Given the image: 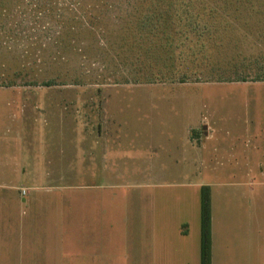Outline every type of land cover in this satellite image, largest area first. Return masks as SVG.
<instances>
[{
    "label": "rangeland",
    "instance_id": "obj_1",
    "mask_svg": "<svg viewBox=\"0 0 264 264\" xmlns=\"http://www.w3.org/2000/svg\"><path fill=\"white\" fill-rule=\"evenodd\" d=\"M149 7L0 0V181L15 197L16 186L44 197L74 183L50 189L74 201V264H198L187 247L199 230V184L242 178L243 167H148V157L177 153L165 136L180 127L173 120L233 118L216 132L242 133L244 119H264V5L242 7L247 30L222 29L202 50L149 33ZM210 143L219 155L243 141ZM102 154H116L119 167L86 166ZM152 235L156 256L176 258L147 259ZM98 244L105 259L83 258Z\"/></svg>",
    "mask_w": 264,
    "mask_h": 264
},
{
    "label": "crops",
    "instance_id": "obj_2",
    "mask_svg": "<svg viewBox=\"0 0 264 264\" xmlns=\"http://www.w3.org/2000/svg\"><path fill=\"white\" fill-rule=\"evenodd\" d=\"M244 83V82H243ZM248 84H253L247 81ZM264 84L256 82V84ZM255 85V84H254ZM233 118L197 119L194 123L179 122L180 127L165 133L173 139L177 153L162 151L148 157V167H243V177L230 180L201 181L198 233L191 239L188 253L194 255V263L201 264V196L209 200L208 264H264V119L253 122L244 119V131L233 133L217 125L233 124ZM166 123V122H164ZM168 123V121H167ZM258 124L260 131L250 133L249 127ZM230 130L231 128H226ZM248 130V131H246ZM242 140L236 149L234 143L226 144L224 154L218 155L216 144L208 141ZM165 155V157H163ZM88 156L86 166L119 167L117 155H100L98 160ZM89 161V162H88ZM88 162V163H87ZM4 168L0 167V171ZM62 168L61 171H65ZM66 171H69L67 168ZM73 171V170H71ZM257 172V173H256ZM16 186L17 197L4 190L0 181V262L3 264H74V201L68 196L50 195V189L74 187V183L62 182L46 187L47 196H29ZM30 190L38 186H28ZM27 191V192H26ZM28 195V197H27ZM101 200L98 208V225L101 230ZM87 209V208H86ZM186 234V233H183ZM155 236H150L147 259L176 257L155 246ZM101 245L85 247L83 258L94 256L97 262L105 259ZM12 257L15 258L14 261Z\"/></svg>",
    "mask_w": 264,
    "mask_h": 264
},
{
    "label": "trees",
    "instance_id": "obj_3",
    "mask_svg": "<svg viewBox=\"0 0 264 264\" xmlns=\"http://www.w3.org/2000/svg\"><path fill=\"white\" fill-rule=\"evenodd\" d=\"M262 5L264 0H149V13L143 17L142 22L154 36L164 34L170 39L178 37L181 38V40L178 39L181 41L179 47H182L183 41H186L188 44H193L191 46L196 50H202L206 46L204 42L212 41V37L217 33L221 34L222 29L229 31L232 28L242 32L247 30L249 16L244 13L242 7L246 8L248 13H254L252 12L254 7ZM170 23L178 26L170 27ZM230 34V37H233V34ZM208 231L209 200L207 194L203 193L201 196V264H208Z\"/></svg>",
    "mask_w": 264,
    "mask_h": 264
},
{
    "label": "built area",
    "instance_id": "obj_4",
    "mask_svg": "<svg viewBox=\"0 0 264 264\" xmlns=\"http://www.w3.org/2000/svg\"><path fill=\"white\" fill-rule=\"evenodd\" d=\"M22 193H25V190L24 189H22Z\"/></svg>",
    "mask_w": 264,
    "mask_h": 264
}]
</instances>
